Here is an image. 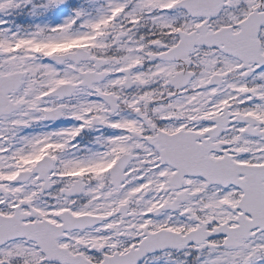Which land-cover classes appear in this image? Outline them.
<instances>
[{"label": "snow or ice", "instance_id": "6c2138e0", "mask_svg": "<svg viewBox=\"0 0 264 264\" xmlns=\"http://www.w3.org/2000/svg\"><path fill=\"white\" fill-rule=\"evenodd\" d=\"M0 264H264V0H0Z\"/></svg>", "mask_w": 264, "mask_h": 264}]
</instances>
